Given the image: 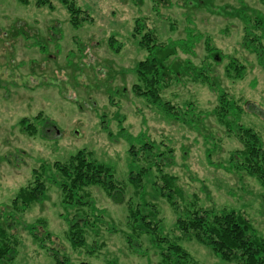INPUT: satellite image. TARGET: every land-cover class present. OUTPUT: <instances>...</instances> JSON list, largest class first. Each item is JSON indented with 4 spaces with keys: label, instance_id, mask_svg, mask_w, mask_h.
Segmentation results:
<instances>
[{
    "label": "rangeland",
    "instance_id": "obj_1",
    "mask_svg": "<svg viewBox=\"0 0 264 264\" xmlns=\"http://www.w3.org/2000/svg\"><path fill=\"white\" fill-rule=\"evenodd\" d=\"M37 1L0 0V223L13 235L10 264H105L113 258L116 264H157L161 248L151 243L152 234L136 237L132 252L127 247L124 215L139 203H153L159 234L177 238L178 214L155 188L159 168L175 176L184 201L192 197L217 213L240 212L264 237V185L231 165L241 143L230 129L251 127L264 143V66L242 44L238 17L212 14L225 3L234 11L242 6V15L264 12L263 1L211 0L207 10L187 0H68L78 9L76 27L62 0H49L51 7ZM138 18L142 32L150 29L158 42L202 35L192 54L177 53L179 62L189 60L193 68L207 63L217 87L185 76L160 92L175 107L192 104L191 121L167 116L133 91L132 68L146 55L133 35ZM110 37L120 44L118 52L109 48ZM207 42L223 61L207 58ZM232 58L244 66L240 78L227 71ZM218 90L242 109L228 116L229 125L214 113ZM79 150L123 186L114 200L98 187L86 189L87 205L63 200L55 163ZM38 180L46 185L42 199L8 217L17 191ZM85 217L84 244L73 246L69 226ZM176 240L198 264H232L194 239Z\"/></svg>",
    "mask_w": 264,
    "mask_h": 264
},
{
    "label": "trees",
    "instance_id": "obj_2",
    "mask_svg": "<svg viewBox=\"0 0 264 264\" xmlns=\"http://www.w3.org/2000/svg\"><path fill=\"white\" fill-rule=\"evenodd\" d=\"M27 0H22L26 2ZM157 0H154L156 2ZM187 5L205 6L210 4L211 0H187ZM213 1V0H212ZM264 3V0H262ZM71 13V23L74 27L79 22L75 16L77 7L73 2L62 0ZM159 0L156 2L158 3ZM39 5L47 4L51 7L49 0H38ZM213 4V3H212ZM254 8V7H253ZM247 11V10H246ZM242 15V6L231 10L229 4H223L212 7V14H223L224 17L237 16L240 23L243 24L242 44L250 49L257 57L260 65L264 66V12ZM144 25L140 19L135 20L134 36L138 37V46L145 50L144 58L138 60L132 72L137 78V82L132 85L136 95L146 97L151 104L158 106L167 116L180 121H191L192 115L196 114L192 104L187 103L186 109L175 107L169 101L161 97V90L168 87L171 82H179L182 77L188 76L194 81L207 84L209 87H217V82L210 79V68L207 63H203L198 68H193L186 60L184 65L179 62L178 52L192 54L195 50V43L201 41L202 35L192 32L185 37L158 42L150 29L146 28L142 32ZM108 46L114 52H118L120 44L114 37L108 40ZM207 58H211L215 63L221 62L224 56L215 47H211L207 42ZM205 62V61H204ZM232 58L226 65L227 71L234 70L237 77H242L244 66L235 64ZM191 66V67H190ZM193 69V70H192ZM219 107L214 110L219 119L224 123L228 122V116L235 114V111H241V107L236 101L228 96L223 90H218ZM188 117V119H185ZM226 121V122H225ZM234 136L241 143V148L236 152V158H231V165L237 170H243L248 175L256 177L264 185V143L261 136L251 127L243 124H236L230 128ZM149 149V147H147ZM161 155V154H160ZM164 154H162L163 156ZM162 158L161 156H159ZM57 174L54 175L55 182L63 193V200L70 205H87L88 201L83 199L89 194L86 189L98 187L102 189L108 198L113 199L118 192H123V186H120L113 179L112 171L102 162L90 156L88 151L79 150L77 153L68 157L65 163H55ZM144 170V171H143ZM147 169H142L145 172ZM158 174L159 181L155 180V188L167 198L172 208L178 214L175 227L179 232L176 239L196 240L207 245L219 259L232 264H264V237L255 233L252 224L247 216L234 210H222L215 212L210 208H205L198 204V201H192V197L186 198L182 189L176 184L175 176L169 173ZM141 175V174H140ZM138 174V176L140 177ZM134 176H130V179ZM129 179V180H130ZM135 180V177H134ZM136 187L139 182L134 181ZM46 185L44 181L38 180L32 187H21L15 197L11 200L10 211L14 216L15 212H22L27 209L31 203L42 199ZM149 206H152L150 210ZM149 209V210H148ZM157 213L155 204L139 203L136 207L127 208L125 233L127 247L131 250L133 241L136 237H141L142 233L152 234L154 237L151 243L159 245V260L157 264H198L190 254L178 243L176 239L166 234H159V227L154 224V217ZM84 217V216H82ZM13 219V218H12ZM87 219L75 218L69 226L68 236L73 246H82L84 243V234L86 233ZM9 225L0 223V264H10L12 255L11 237ZM162 228V226H160ZM117 232V227L111 228ZM103 246L99 243V247ZM138 245V243H135ZM164 245V246H162ZM94 251V248H91ZM141 255V249H139ZM10 261V262H9ZM117 259L107 261L105 264H116ZM8 262V263H7Z\"/></svg>",
    "mask_w": 264,
    "mask_h": 264
}]
</instances>
